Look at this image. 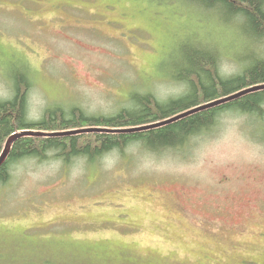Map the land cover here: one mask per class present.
Segmentation results:
<instances>
[{"label":"rangeland","instance_id":"1","mask_svg":"<svg viewBox=\"0 0 264 264\" xmlns=\"http://www.w3.org/2000/svg\"><path fill=\"white\" fill-rule=\"evenodd\" d=\"M233 29L185 0H0V98L24 70L32 119L53 105L116 112L136 91L167 99L184 90L186 39L216 47L222 74L237 70L246 49ZM249 121L224 112L159 153L14 161L0 264H264V143Z\"/></svg>","mask_w":264,"mask_h":264},{"label":"trees","instance_id":"2","mask_svg":"<svg viewBox=\"0 0 264 264\" xmlns=\"http://www.w3.org/2000/svg\"><path fill=\"white\" fill-rule=\"evenodd\" d=\"M185 1L209 12L219 24L233 26L236 30L246 52L239 48V56H243L239 58L235 72H220V53L216 47L197 39H186L178 49L182 59H175L178 83L184 84H181L184 90L180 94L159 99L150 91H136L131 94L133 104L112 113L90 114L78 106L53 105L45 108L38 119H32L27 112L28 76L24 70L17 71L9 96L0 98V152L9 136L22 130L43 135H22L13 141L6 160L0 165V185L9 179L11 164L23 158L45 161L50 157L65 164L81 158L87 164H94L108 152L123 154L132 144L154 153L174 150L192 137L214 130L219 115L228 111L248 116L249 124L260 131L256 136L248 132L251 139L264 143V89L250 91L156 127L130 132L53 135L89 127L123 130L145 126L242 89L264 84V47L256 46L264 43V0Z\"/></svg>","mask_w":264,"mask_h":264},{"label":"water","instance_id":"3","mask_svg":"<svg viewBox=\"0 0 264 264\" xmlns=\"http://www.w3.org/2000/svg\"><path fill=\"white\" fill-rule=\"evenodd\" d=\"M256 89H264V84L263 85H260V86H256V87H249V88H246V89H242L240 91H237V92H234L228 96H225L223 98H220V99H216V100H213V101H210V102H207L203 105H200V106H196V107H193L179 115H176L172 118H169L167 120H164V121H161V122H156V123H152V124H148V125H145V126H139V127H134V128H130V129H111V128H103V127H89V128H85V129H79V130H74V131H69V132H57V133H53V135H68L70 133H78V132H101V131H105V132H110V131H116V132H130V131H136V130H141V129H146V128H151V127H156V126H159V125H163V124H166V123H170L176 119H179L183 116H186L187 114H190L194 111H197V110H200V109H205V108H209V107H213V106H216L218 104H221V103H224L226 101H229V100H232V99H235V98H238L239 96L245 94V93H248L250 91H253V90H256ZM28 134H33V135H43V133H39V132H34V131H31V130H22L20 132H17L11 136H9L6 140V142L4 143V146L0 152V165L6 160L8 154H9V151H10V148H11V145L13 143V141L22 136V135H28ZM49 135V134H47Z\"/></svg>","mask_w":264,"mask_h":264}]
</instances>
